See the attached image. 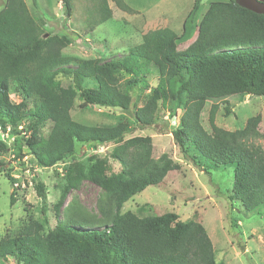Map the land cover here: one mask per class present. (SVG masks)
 Masks as SVG:
<instances>
[{
	"label": "trees",
	"instance_id": "1",
	"mask_svg": "<svg viewBox=\"0 0 264 264\" xmlns=\"http://www.w3.org/2000/svg\"><path fill=\"white\" fill-rule=\"evenodd\" d=\"M58 1L70 17L71 1ZM111 1L119 10L136 13L123 0ZM193 1L195 10L200 0ZM86 3L89 31L112 17L108 0ZM195 27L194 38L183 48L178 47L180 36L163 26L146 31L119 56L83 58L64 54L70 38L48 31L24 0H4L0 131L11 135V143L0 139V173L16 183L2 158L8 151L40 168L65 164L60 196L49 206L50 214L41 209L39 220L27 213L17 229L6 231L0 257L8 256L14 264H222L199 221L181 220L174 212L153 214L145 205L122 210L133 195L161 184L169 171L179 168L178 161L166 153L155 157L149 135L127 137L131 128L124 122L86 125L71 117L79 101L78 107L130 112L143 129L154 124L158 108L184 95L179 124L171 132L181 156L205 172L233 165L228 200L239 202L246 213L263 210L264 148L255 140L264 139V133L254 129L252 118L234 130L219 127L215 102L208 112L210 131L200 115L209 100L237 94L264 97V14L234 0H211ZM11 93L20 100L13 101ZM82 146L105 150L81 159L76 150ZM113 163L119 165L117 171ZM83 181L100 189L93 210L74 196L64 202ZM32 186L44 201V185L36 179ZM15 194L13 189L11 205Z\"/></svg>",
	"mask_w": 264,
	"mask_h": 264
},
{
	"label": "rangeland",
	"instance_id": "2",
	"mask_svg": "<svg viewBox=\"0 0 264 264\" xmlns=\"http://www.w3.org/2000/svg\"><path fill=\"white\" fill-rule=\"evenodd\" d=\"M24 1L32 16L43 20L48 31L65 34L70 38L64 54L83 58L102 55L108 58L123 54L127 47L140 42L146 31L165 24L180 36L178 47H185L194 38L195 26L211 0H200L195 10H192L193 0H123L136 13L119 10L108 0L112 17L97 25L93 31L88 30L85 22L86 0H70V17L64 15L58 0ZM3 4L4 0H0V8ZM153 83L154 80L151 81ZM9 87L12 90L14 83L10 82ZM10 98L15 102L20 100L14 93L10 94ZM223 101L227 102L226 108ZM78 102L76 101L71 110V117L75 121L98 126H112L124 122L131 128L127 137L149 135L155 157L166 153L180 164L178 169L167 173L161 184L147 186L133 195L123 204V211L135 210L138 206L145 205L153 214L174 212L181 220L199 221L212 241L217 261L222 264H264V209L246 213L239 202L228 200L227 196L233 187V165L226 164L219 170L205 172L181 156L172 138L171 132L179 124L178 120L183 111L184 95L176 102H169L165 108H158L154 124L143 129L132 121L130 112L92 105L78 107ZM213 102L219 104L215 118L219 127L234 130L243 127L244 122L252 118L254 129L264 133L263 96L237 94L207 101L200 115V122L207 131H210L207 119L210 104ZM42 130L47 133L49 124H45ZM0 139L7 144L11 143V135L8 133L0 131ZM255 141L264 148L263 138ZM104 150L96 146L88 149L82 146L76 151L77 156L82 159L88 154L97 151L102 153ZM2 158L8 162L6 167L16 183L10 184L0 173V238L6 231L17 229L27 213L33 214L39 220L44 217L41 209L50 214L49 206L57 202L60 196L62 169L65 164L62 161L51 168H40L26 156L15 159L10 151ZM112 167L114 171L119 169L117 163H113ZM35 178L45 187L44 201L32 186ZM13 189L16 194L11 205L10 192ZM99 191L97 185L83 181L78 189L66 195L64 202L66 204L74 196L88 210H93ZM14 263L15 260L8 256L0 257V264Z\"/></svg>",
	"mask_w": 264,
	"mask_h": 264
},
{
	"label": "water",
	"instance_id": "3",
	"mask_svg": "<svg viewBox=\"0 0 264 264\" xmlns=\"http://www.w3.org/2000/svg\"><path fill=\"white\" fill-rule=\"evenodd\" d=\"M239 6L257 14H264V1L261 0H234Z\"/></svg>",
	"mask_w": 264,
	"mask_h": 264
},
{
	"label": "crops",
	"instance_id": "4",
	"mask_svg": "<svg viewBox=\"0 0 264 264\" xmlns=\"http://www.w3.org/2000/svg\"><path fill=\"white\" fill-rule=\"evenodd\" d=\"M142 13H143V12H142ZM145 15H146V14H145ZM145 17H148V18H149V16H145ZM169 18H171V17H169ZM164 26H167V27H168L169 25L165 24Z\"/></svg>",
	"mask_w": 264,
	"mask_h": 264
},
{
	"label": "built area",
	"instance_id": "5",
	"mask_svg": "<svg viewBox=\"0 0 264 264\" xmlns=\"http://www.w3.org/2000/svg\"><path fill=\"white\" fill-rule=\"evenodd\" d=\"M34 163V162H33ZM59 163H61V162H59ZM37 166V165H36Z\"/></svg>",
	"mask_w": 264,
	"mask_h": 264
}]
</instances>
